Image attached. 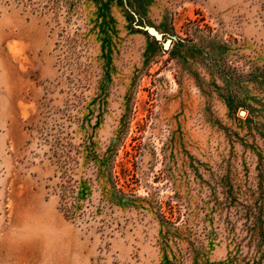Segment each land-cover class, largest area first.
Returning a JSON list of instances; mask_svg holds the SVG:
<instances>
[{
  "label": "rangeland",
  "instance_id": "obj_1",
  "mask_svg": "<svg viewBox=\"0 0 264 264\" xmlns=\"http://www.w3.org/2000/svg\"><path fill=\"white\" fill-rule=\"evenodd\" d=\"M0 264H264V0H0Z\"/></svg>",
  "mask_w": 264,
  "mask_h": 264
}]
</instances>
